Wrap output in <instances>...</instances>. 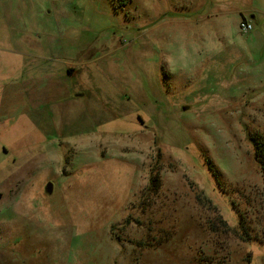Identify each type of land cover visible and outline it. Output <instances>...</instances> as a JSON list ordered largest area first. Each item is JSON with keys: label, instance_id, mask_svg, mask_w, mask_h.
<instances>
[{"label": "rangeland", "instance_id": "obj_1", "mask_svg": "<svg viewBox=\"0 0 264 264\" xmlns=\"http://www.w3.org/2000/svg\"><path fill=\"white\" fill-rule=\"evenodd\" d=\"M119 2L25 0L73 70L6 106L0 264H264V0Z\"/></svg>", "mask_w": 264, "mask_h": 264}, {"label": "crops", "instance_id": "obj_2", "mask_svg": "<svg viewBox=\"0 0 264 264\" xmlns=\"http://www.w3.org/2000/svg\"><path fill=\"white\" fill-rule=\"evenodd\" d=\"M25 8V0H0V132L3 134L17 125L6 117L8 104L16 101V97H25L33 89V97L39 90L62 95L61 92L50 91L48 86L52 88L53 85L45 86L43 81L62 74L66 81L73 70L67 61L59 64L54 51H45L41 47V29H35L37 25L30 26ZM59 65L67 71L61 67L54 71L50 69ZM47 67L50 74L44 72ZM19 119H28V114L20 113Z\"/></svg>", "mask_w": 264, "mask_h": 264}, {"label": "trees", "instance_id": "obj_3", "mask_svg": "<svg viewBox=\"0 0 264 264\" xmlns=\"http://www.w3.org/2000/svg\"><path fill=\"white\" fill-rule=\"evenodd\" d=\"M127 2H128V0H121V2H119V4H122L121 6H123ZM253 139H254L253 142H254V146H255V150H256V156H257V159L259 160V162L261 164L262 172L264 175V133L257 135ZM224 225H225L226 229L228 230L229 224L225 222ZM215 230L216 229L214 228V231Z\"/></svg>", "mask_w": 264, "mask_h": 264}, {"label": "built area", "instance_id": "obj_4", "mask_svg": "<svg viewBox=\"0 0 264 264\" xmlns=\"http://www.w3.org/2000/svg\"><path fill=\"white\" fill-rule=\"evenodd\" d=\"M240 28L244 32H249V31L252 30L253 26L247 20H242L241 23H240Z\"/></svg>", "mask_w": 264, "mask_h": 264}, {"label": "water", "instance_id": "obj_5", "mask_svg": "<svg viewBox=\"0 0 264 264\" xmlns=\"http://www.w3.org/2000/svg\"><path fill=\"white\" fill-rule=\"evenodd\" d=\"M47 191H48L49 193L52 192V184H51V183L48 184V186H47Z\"/></svg>", "mask_w": 264, "mask_h": 264}]
</instances>
